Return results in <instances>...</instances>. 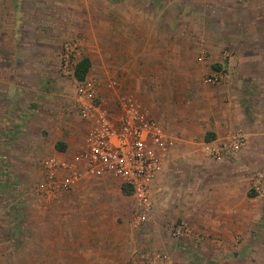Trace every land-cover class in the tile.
I'll list each match as a JSON object with an SVG mask.
<instances>
[{
    "label": "rangeland",
    "instance_id": "374dc122",
    "mask_svg": "<svg viewBox=\"0 0 264 264\" xmlns=\"http://www.w3.org/2000/svg\"><path fill=\"white\" fill-rule=\"evenodd\" d=\"M18 1L21 6L19 14L25 16L24 26L27 30L34 27L48 28L47 21L44 22L46 26L34 25L37 23L35 18L58 16L59 63L63 43H75V63L82 57L89 58L91 68L87 74L99 80H102L100 71L111 72L119 87L137 97L166 131L177 139L176 142L183 138L182 132H204L205 124L201 115L210 106L215 107L211 97L217 94L215 85L204 81L205 76L211 73V66L221 61L226 62L225 66L229 63L235 65L246 62L248 58L255 59V66L264 65V0H203V9L188 6L185 9L186 15L178 19L172 18L174 9H148L147 12H152L154 17L153 23L147 26L148 31L153 29L154 33L149 57L141 50L143 44L136 40L144 38L146 33L145 26L136 20L134 26L131 22L132 26L128 24L122 28H115L110 20L108 27L110 38L121 31L126 33L123 35L124 39L135 35L133 46L135 43L136 46L133 51L126 56L113 54L114 45L119 41L111 40L109 55H103L100 48L102 44L98 39V18H103V0ZM40 2L45 3L39 5ZM123 11L127 15L131 12L128 9ZM141 11L144 15L148 14ZM144 15L142 17L145 19ZM80 17L83 20L75 24ZM144 19L141 21L144 22ZM169 21L173 23L169 24ZM168 33L182 35L184 38L179 42L171 40L168 47ZM28 35L29 33L27 37H30ZM212 49L219 54V61H209ZM135 73H141L139 79L129 78ZM28 79H37L42 83L47 81L36 77ZM42 83L41 88L47 87L50 90L51 86V108H55L51 112L53 120L48 118L50 112L46 108H42V112L30 113V109L37 108L35 100L40 97L30 95L21 100L22 103L10 105L5 119L0 120V132H50V123L68 127V130L75 132L77 139L75 147L64 154L63 159L71 162L81 149L85 133L84 125L71 105L74 95L72 81L59 73L58 79L52 80L50 85ZM45 94L49 95L48 92ZM31 117L32 120H27ZM198 141L195 144L197 150L189 153L190 168L181 165L170 173L165 194L161 198L170 199L172 205L176 206L173 202L178 196L183 179L189 178L191 173L197 176L196 164L201 160L209 162H202V166L211 164L212 159L203 151L202 142ZM263 145L255 153L243 150L249 176L257 170H264L263 153L259 152L263 150ZM22 146L25 150L21 153H9L11 163L5 165V162H1L3 167H0V259L7 258L3 264H29L25 258L32 259L38 253L35 243L46 246L42 249V254L49 256L51 250L46 244L50 240L54 243L58 240L64 242L66 238L62 229L69 228L68 224L74 226V240H79L81 244L89 242L84 247L90 250L97 246L93 244L99 242L98 246L105 255L124 260L121 261L123 264H141L139 255L146 251L165 253L174 264H264V207L258 212L254 211L255 207H259L260 200L250 201L251 217L248 224L243 226L241 232L233 234L232 243L227 244L212 242L206 235L201 237L200 234L188 232L176 216L167 213L172 212L173 208L164 206V210L157 209L160 211L155 213L158 216L153 215L156 206L153 203L154 192L146 220L138 222L135 201L129 194L122 192L116 179L109 176L104 178L112 183L116 182V186L106 185L107 191L100 186L60 191L57 194L62 196V201L58 202L60 207L57 210L54 208L51 213L56 197L47 199L40 195L37 185L43 179V169H36L38 159L30 154V146ZM7 155L2 153L0 156L5 158ZM208 172L202 176H209ZM85 178L87 179L82 183L94 179L89 176ZM204 186L203 184L202 187ZM260 198L263 199L264 195ZM103 202L107 203L104 204L106 210L112 213L98 217L104 227L99 234L93 230L98 213L95 205ZM58 228L62 233L58 232ZM175 229H179L177 235L174 234ZM72 251L74 256H80L79 250Z\"/></svg>",
    "mask_w": 264,
    "mask_h": 264
},
{
    "label": "crops",
    "instance_id": "0c3cea01",
    "mask_svg": "<svg viewBox=\"0 0 264 264\" xmlns=\"http://www.w3.org/2000/svg\"><path fill=\"white\" fill-rule=\"evenodd\" d=\"M218 1L225 2L229 0ZM203 2L205 1L103 0L101 7L103 18H98V31L100 33L98 39L99 43L101 42L102 44L100 48L103 55H109L111 40L112 42L119 41V43H115L112 52L113 54L120 53V56L128 55L136 46V43L133 46L135 35L132 34L129 39H124L123 35L126 33L121 31L120 33H114L113 37L110 38L108 29L110 20L113 21L115 28L117 26L122 28L123 25H131V22L134 23L132 24L134 26L135 20L139 21V24L144 25V29H146L145 37L140 39L136 37V40L143 44L141 50H144L145 56L149 57L153 48L154 33L153 29L148 31L147 26L153 23L154 17L153 13H148L147 10L158 7L171 8L175 10L172 12V18L178 19L186 15L185 9L188 6L189 8L193 6L198 10L203 9L205 7ZM44 3L40 2L39 5ZM189 3L191 4L189 5ZM20 7L18 0H0V120L3 121L5 119L6 112L10 111V105L22 103L21 100L30 95L44 97L41 99L36 96L38 97L35 100L37 108L35 110L30 109V111H33L30 113L35 111L42 112V108H46L50 112L48 118L53 120L51 112L52 110L55 111V108H51V105H53L51 102V86L50 90L47 87L41 88L42 82L37 81V79L30 80L28 77H36L38 80L39 78L47 79L46 83L43 82L42 84L49 85L52 80L58 79L60 73L59 19L55 15L53 17L35 18L37 23L34 25L46 26L44 22L47 21L48 28L34 27L31 30H27L24 26L26 18L19 14ZM54 7H56V4ZM124 9L131 10V12L127 15L123 11ZM141 10L148 14L144 15ZM136 13L138 17H135ZM143 15L145 19L142 17ZM142 19H144V22L141 21ZM82 20L80 17L74 23L78 24ZM168 23L173 22L169 21ZM115 30L117 31V29ZM130 31L131 33L133 32L132 29ZM27 33H29L28 36L30 37H27ZM181 36L168 33L166 37L167 46H170L171 40L178 42L183 40L184 36ZM123 40L125 41L123 42ZM212 60L219 61V54L214 49L209 55V61ZM246 62L243 61L235 65L229 63V65L225 66L226 62L221 61L219 70H213L211 66L210 72H220L221 80L214 86L217 94L211 97L215 107L212 108L210 106L201 115L202 122L205 124L204 132H182L183 138L179 139L170 150L163 169L153 184V195L155 197L153 203L156 205H154L153 215L158 216V214H155L160 212L157 209L164 210V206L170 209L173 208L174 212L167 213L174 215V217L176 216L186 226L188 232L200 234L201 237L206 235L212 242L219 244L232 243V235L236 232H241L244 229L243 226L248 224L251 217L250 201L260 200L259 207H255V205L254 211L258 212L264 207V198H260L264 193H255L252 196L248 194L253 190L250 188L252 175L249 176L248 162L244 158L245 153H243L245 149L255 153L259 146L263 145L264 141V65H253L255 63L254 58H248ZM100 74L102 75V80L111 79L115 81L114 76L107 70L100 71ZM140 74L135 73L129 78L139 79ZM116 84L122 90L118 82ZM47 89L49 91H46ZM100 90L106 98L109 100L112 98V92L107 91L104 86H101ZM122 91L130 92L127 90ZM47 92L48 96L45 94ZM46 105L49 108L43 107ZM32 118L27 120H32ZM34 118H36V114ZM0 128H2V125ZM49 129L50 132H0V155L2 153L8 154L5 158L0 156V167H3L1 162H5V165L11 163V159L8 157L10 156L9 153H21L23 149L25 150L22 145H29L30 154L38 159L36 169H43L41 166H43L42 164L45 160L63 159L68 149L75 147L77 144L75 132L68 130V127H59L56 123H50ZM235 131H239L245 136V144L238 152L219 158L209 157L212 159L210 160L211 166L201 165L202 162L209 163L206 160H201L199 164H196L197 176L195 177L191 173L189 178L183 179V186L181 185L178 196L173 202L176 203V206L169 202L170 199L161 198L165 194L164 190L171 171L180 168L181 165L189 167V153L197 150V147H195L196 141L201 139L198 142H202V147L205 142L226 143ZM207 134L211 135L212 138L205 141L204 138ZM198 137L200 139L197 140ZM13 144L15 145L12 146ZM59 145L63 146V148L59 149ZM259 152L263 153L262 160L264 162V145L263 150H259ZM238 156L239 158H237ZM206 159L208 160V158ZM207 172L210 174L209 176H202V174H207ZM85 179L87 178L81 179L72 189L79 190L86 186H100L107 191L106 185L113 184L116 186V182L112 183L104 177H94L91 181L82 183ZM203 184L205 185L204 187H202ZM118 185L120 184L118 183ZM55 197L56 202L51 207V213L54 212V208L57 210V207H60L59 203L62 201L60 199L62 196L56 195ZM104 204L106 205L107 203L103 202L101 205H95V209L98 208V213L95 216L93 230L99 234L104 227L102 226L103 222L98 217H102L106 213H112L106 210ZM253 216L255 217L256 214L254 213ZM68 225L69 228L62 229L66 238L64 242L58 240L54 243V241L50 240L49 244H46L49 245L51 250L49 256L42 254V249L46 246H43L42 243H35L38 253H35L32 259L25 258V261L29 264H123L124 260H119L117 257L115 259V256L105 255L104 251L98 246L100 245L99 242L93 244L97 246L92 247L93 249L90 250L84 247L88 246L89 242L81 244L79 240H74L72 235L74 226ZM57 230L62 233L60 228ZM75 249L79 250L80 256H74L72 250ZM6 260L7 258L2 257L0 264L5 263Z\"/></svg>",
    "mask_w": 264,
    "mask_h": 264
},
{
    "label": "built area",
    "instance_id": "2783aa9c",
    "mask_svg": "<svg viewBox=\"0 0 264 264\" xmlns=\"http://www.w3.org/2000/svg\"><path fill=\"white\" fill-rule=\"evenodd\" d=\"M75 43L65 42L60 55L59 72L72 81V105L84 125L82 147L71 162L50 159L43 162V179L37 190L47 199L72 189L85 177L109 176L131 189L129 196L137 207L136 219L144 222L152 205L153 184L177 139L149 112L133 94L122 91L113 80H99L86 74L75 76ZM221 80L220 72L205 76L207 84ZM101 86L112 92L110 100ZM245 144V136L235 131L226 143L205 142L202 149L211 158L230 156ZM264 170L252 174L250 188L261 193ZM179 229H175L177 235ZM141 264H174L162 252L140 253Z\"/></svg>",
    "mask_w": 264,
    "mask_h": 264
},
{
    "label": "trees",
    "instance_id": "16d2710c",
    "mask_svg": "<svg viewBox=\"0 0 264 264\" xmlns=\"http://www.w3.org/2000/svg\"><path fill=\"white\" fill-rule=\"evenodd\" d=\"M89 67H90V60H89V58H87V57H82L77 63H76V65H75V70H74V73H75V76L78 78V79H82L87 73H88V69H89ZM212 68H213V70H219V68H220V64L219 63H216V64H214L213 66H212ZM212 138V136L211 135H209V134H207L206 136H205V141H208V140H210ZM58 148L59 149H62L63 148V146H58ZM121 190H122V192L123 193H126V194H130V192H131V189L128 187V186H126L125 184H121ZM255 191H251V192H249L248 194L250 195V196H252V195H255Z\"/></svg>",
    "mask_w": 264,
    "mask_h": 264
}]
</instances>
